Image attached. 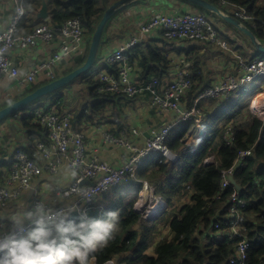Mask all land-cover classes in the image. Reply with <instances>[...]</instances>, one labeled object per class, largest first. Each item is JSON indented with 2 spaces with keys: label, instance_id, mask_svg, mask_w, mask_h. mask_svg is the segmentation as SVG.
Returning a JSON list of instances; mask_svg holds the SVG:
<instances>
[{
  "label": "built area",
  "instance_id": "1",
  "mask_svg": "<svg viewBox=\"0 0 264 264\" xmlns=\"http://www.w3.org/2000/svg\"><path fill=\"white\" fill-rule=\"evenodd\" d=\"M14 9L8 26L0 30V77L10 75L18 85L36 84L40 78L54 80L58 78V71L63 62L86 53L91 35L87 32L78 17L65 20L61 24L45 22L36 26L28 33L20 31V25L27 13V0H13ZM229 8L232 15L256 26L259 17L249 12L247 6L229 0H219ZM263 21V20H262ZM264 22V21H263ZM141 32L148 36L162 35L168 40L188 39L219 45L223 49H230L229 42L222 38L215 22L209 17L207 11H181L157 12L141 25ZM56 38L61 39L58 49L45 59L37 63L30 71L22 75L19 67L10 57V52L16 48L26 50L38 44H51ZM141 44L137 36L120 44L113 52L109 61L118 68V73L99 68L94 70L96 79L100 81L97 88L99 93L121 94L129 98H149L153 106L160 112L174 111L180 114L177 122L195 121V127L187 135L188 144L184 150H194L203 141V132H206L204 107L200 105L203 100L211 98L226 99L244 85L264 76V57L256 56L252 60L237 54L238 64L234 72L225 76L217 83L205 88L196 98L191 107H187L184 100L194 85L193 72L186 66V58H181L175 77L164 82L159 76L152 75L148 79L135 76V63L131 52ZM173 63H177L172 59ZM252 108L264 113V92L255 97ZM34 121L44 130L47 138L35 141V154L27 151L23 146H17L8 160L7 174L0 179V208L8 207L19 201L23 193L28 190L33 180L43 172L58 174L63 167L73 171L71 182L57 190V194L65 199L63 204H75L81 197L80 190L84 189L92 197L88 205L92 215H102L105 209L103 199L117 186L139 179V169L144 161L153 153H160L164 163H176L180 155L167 143L168 137L177 122L165 124L160 127H151L144 142H137L133 135L143 133L138 127L131 129V134L118 131L114 128H105L102 132V143L107 147H118L126 154L121 164H113L97 153L90 151L87 135L84 129H77L73 125V115L70 111H60L50 108L49 103L37 106L32 111ZM116 121L119 119L116 118ZM196 139H193L195 138ZM187 138V137H186ZM223 139L232 145L236 139V128L229 124L223 131ZM196 146H194V142ZM255 148L242 149L231 167L222 169L220 186L221 194L229 187L234 188L230 206L227 212L228 227L224 230L223 238L229 242H236L235 253L231 264H247L251 241L245 226L247 207L246 200L240 196V189L232 182L236 170L246 164L248 157L254 154ZM39 155L44 161L36 158ZM218 163L215 155L205 159V164ZM87 181V182H86ZM94 182V183H91ZM142 188L135 203V210L145 219L158 218L168 209L167 201L156 192V185L148 180H142ZM189 187V185H188ZM50 202L42 197H35L27 207L37 202ZM26 207V208H27ZM0 213V232L11 228V222ZM215 228L220 229L221 223ZM93 264H125L121 256L117 255L104 262L92 257Z\"/></svg>",
  "mask_w": 264,
  "mask_h": 264
},
{
  "label": "trees",
  "instance_id": "2",
  "mask_svg": "<svg viewBox=\"0 0 264 264\" xmlns=\"http://www.w3.org/2000/svg\"><path fill=\"white\" fill-rule=\"evenodd\" d=\"M28 1L26 2L27 11L30 10ZM115 1L47 0L52 23L61 24L69 18L78 17L91 36L105 10ZM210 1L219 6V0ZM229 1L247 6L249 12L260 18L257 20L256 26L250 23L246 24L264 42V4L258 5V0ZM201 11L205 10L201 8ZM42 23L44 21L39 20L36 26ZM103 43L104 41L102 46ZM251 45L253 46L252 43ZM253 48L256 53L247 57L248 60H252L256 56L264 57V53L258 52L254 46ZM89 49L90 43L85 54L74 58V65L67 73L84 64ZM136 50L132 53V59L135 55L141 54L143 65L146 68L142 79H148L151 72H155L161 78V73L155 68L162 63L167 65L169 58L157 48L149 49L148 52L142 49L138 50L139 52ZM100 59L101 54L96 65ZM95 69L78 77L88 83V95L94 101L91 105L85 104L76 113L73 121L94 119L97 113L110 105L121 110L122 100L131 99L121 94L99 93L97 88L100 81L93 80ZM108 70L118 73V68L115 65L108 66ZM77 79L13 112L0 120V124L8 118L22 113L24 114L22 120L30 131L34 129L42 131L43 129L38 123H33L32 111L34 108L50 101L52 104L50 108L55 107L63 111L65 95L62 92L71 88ZM258 79L253 81L255 91L252 95L264 91V79L260 84L257 82ZM50 81L52 80L35 84L23 95L4 102L0 109ZM245 86L224 100L211 98L200 103L205 108L204 119L207 129L203 141L196 149L184 150L188 144L186 137L195 127V121L177 122L170 132L167 143L180 155L179 161L166 164L162 161L164 159L162 154L153 153L139 169L140 180H134L127 184L138 188L135 195L138 197L143 185L142 180L149 179L157 183V194L168 203L166 211L172 210L168 219L165 220L171 236L155 242V235L158 233L157 222L163 216L157 218L151 226L143 223L142 215L134 208L135 198L130 195L127 186L121 184L111 191V196L108 194L109 197L106 195L104 198L110 199L104 210H113L118 214V219L115 222L116 227L107 245L99 248L92 254V257H96L99 262H104L120 255L125 264H231L236 242H229L223 238V235L224 230L228 227L226 215L234 188L229 186L221 196H217L222 180L221 170L228 169L233 165L240 150L254 147V154L247 158L245 165L236 170L234 178L240 186V196L247 202L245 226L251 241L247 264H264V113L253 109L250 102L247 101L251 94L246 92ZM203 90H199L197 86L193 85L187 94L185 105L191 107ZM209 107L214 108V111L210 112ZM229 124H233L236 128V139L232 145L226 144L223 139V131ZM43 132L44 139H46V131ZM211 155H215L218 160L217 164H205V159ZM168 169H170V174L166 175ZM183 198H188V200L180 206L177 205V202L182 201ZM217 223H221L220 229L215 228ZM152 245H154V249L153 253H150Z\"/></svg>",
  "mask_w": 264,
  "mask_h": 264
},
{
  "label": "crops",
  "instance_id": "3",
  "mask_svg": "<svg viewBox=\"0 0 264 264\" xmlns=\"http://www.w3.org/2000/svg\"><path fill=\"white\" fill-rule=\"evenodd\" d=\"M28 2H30V10L27 11L21 22L20 31L22 33H28L32 27L36 26L39 20H43L44 23L51 22L50 16L47 19L38 17L43 6V0H29ZM218 3L221 9L232 14L229 8L224 7L220 2ZM257 4L263 5L264 0H258ZM13 9V0H0V30L8 26ZM181 11L197 12L201 11V8L183 0H140L120 10L114 15L105 30L104 43L101 47V59L95 67L96 70L101 68L109 71L108 66H113L109 61L113 52L120 44L133 36H137L140 38L141 44L132 50L131 55L136 49H142L146 52L149 49H160L162 54L169 58L167 65L162 63L155 68L156 71L161 73V79L164 82H168L175 77L176 71L180 67L178 62L184 57L187 61L186 66L193 72L194 86L202 90L235 71L239 61L237 54H241L247 59V57L256 53L250 40L238 28L228 24L219 15H211L209 12L208 15L217 25L221 37L229 42L230 49H223L219 45L196 40H165L160 34L148 36L141 32V25L155 13ZM60 43L61 39L56 38L54 42L48 45L38 44L26 50L16 48L10 52V57L19 67L20 73L24 75L41 60L55 52ZM138 50L136 52H139ZM172 59L177 61V63H173ZM133 61L135 63V76L143 78L146 68L143 65L141 54L135 55ZM74 62V58L67 63L63 62L60 71H58V77L67 74V71L73 67ZM155 64L157 65V63ZM152 75L157 74L151 72L149 77ZM93 80H97L95 75ZM46 81V79L40 78L37 83ZM80 82L82 83L76 81L71 88L62 92L65 95L63 111H70L73 119L85 104L91 105L94 101L88 95L89 85L84 81ZM83 84H85V93L81 87ZM34 85H18L16 80L10 75L1 76L0 106L16 96L23 95ZM219 99L224 100L222 98ZM47 103H49V107L52 105L50 101ZM115 108L117 107L110 105L97 113L94 119L72 120V122L75 128L85 130L91 152L97 153L101 158L117 165L124 162L126 154L118 147L109 148L104 146L102 143V132L105 128L110 127L131 134V129L138 127L143 134L139 136L132 134V136L135 141L142 143L145 137H148L151 127H160L168 123L177 122L180 117V114L174 111L160 112L151 104L150 99L146 97L122 100L121 110ZM208 110L213 112L214 108ZM23 116L24 114L20 113L0 124V179H4L7 174L8 160L15 147L23 146L27 151L32 152L33 155L37 151L35 149V141L39 138H45L43 135L44 129L42 128V131H36V129L30 131L22 120ZM116 118L119 121H116ZM33 123L37 122L33 121ZM196 143L195 141L194 146H196ZM36 158L44 161L38 154ZM73 175V171L67 167H63L58 174L43 172L33 180L30 188L23 193L19 201L10 204L8 207L0 208V213L4 214L5 217L10 216L18 207L26 208L27 204L37 196L44 198L52 205L64 203L65 199L58 196L57 190L60 187L67 186L71 182ZM167 228L169 230V227Z\"/></svg>",
  "mask_w": 264,
  "mask_h": 264
},
{
  "label": "clouds",
  "instance_id": "4",
  "mask_svg": "<svg viewBox=\"0 0 264 264\" xmlns=\"http://www.w3.org/2000/svg\"><path fill=\"white\" fill-rule=\"evenodd\" d=\"M75 204L51 206L44 201L18 207L0 232V264H93L92 254L107 245L118 219L104 210L92 215V197L81 189Z\"/></svg>",
  "mask_w": 264,
  "mask_h": 264
},
{
  "label": "water",
  "instance_id": "5",
  "mask_svg": "<svg viewBox=\"0 0 264 264\" xmlns=\"http://www.w3.org/2000/svg\"><path fill=\"white\" fill-rule=\"evenodd\" d=\"M136 1L138 0H116L114 3H112L105 10L94 33L91 36L90 49H89V53H88L87 59L84 62V64L74 69L73 71L42 85L41 87L37 88L33 92L28 93L22 98L0 109V120L4 119L5 117L12 114L13 112H16L19 109L27 106L28 104L41 98L42 96L47 95L53 91H56L66 86L67 84L75 80L76 78L80 77L83 73L88 72V71H93V69L96 67L95 65L98 61V58L101 54L102 42H103L106 27L108 26L109 22L114 17V15L117 14L120 10H122L123 8L127 7L128 5ZM183 1L192 3L204 9L207 12H213L219 15L228 24L238 28L250 40V42L253 44V46L256 48L258 52L264 53V42L256 35V33L247 24H244L240 19H238L234 15L221 9L219 6L212 3L210 0H183ZM49 16H50V13H49V8H48V3L46 0H43V6L38 14V17L42 19H47L49 18ZM202 134L204 136L205 132H203ZM187 138L189 137L187 136ZM231 180L236 185V187L239 189L240 186L237 184L234 176H231ZM91 183H94V182H91Z\"/></svg>",
  "mask_w": 264,
  "mask_h": 264
},
{
  "label": "rangeland",
  "instance_id": "6",
  "mask_svg": "<svg viewBox=\"0 0 264 264\" xmlns=\"http://www.w3.org/2000/svg\"><path fill=\"white\" fill-rule=\"evenodd\" d=\"M138 1H140V0H138ZM211 13V15H215L216 16V14H214L213 12H209V14ZM246 23H248V22H246ZM249 24V23H248ZM77 79V78H76ZM264 79V76L263 77H261L260 79H258V83L260 84V82L262 81ZM77 81L79 82V83H82V82H80V81H82V79H77ZM86 84H88V83H86ZM82 88H83V92L85 93V84H83L82 86H81ZM245 88V90H246V92H248L249 94H251L248 98H247V101H249L250 102V105L252 104V102H253V100L255 99V97H257L258 95H260L262 92H264V91H261V92H256L255 94H253L252 95V93H254V91H255V85H254V82H249V83H247L246 84V86L244 87ZM236 92H238V91H236ZM253 96V97H252ZM246 113H247V110H246ZM193 139H196V137L195 138H193ZM169 170L170 169H168V171H167V174L166 175H169L170 174V172H169ZM148 181H151V180H149V179H147ZM152 183H154L156 186H157V183L156 182H154V181H151ZM128 183H125V184H123V185H126L127 186V189H129L130 190V195L132 196V197H134L135 198V203H136V201L138 200V197H135V195L137 194V191H138V188L137 187H131V186H129V185H127ZM140 194V193H139ZM109 195L111 196V192L109 193ZM109 195H108V197H109ZM188 200V198L187 199H185V198H183V200L182 201H180V202H177V205H182V204H184L186 201ZM103 202H105V205H107L109 202H110V199H103ZM134 208H135V206H134ZM168 210V209H167ZM169 210H171V209H169ZM172 211V210H171ZM170 211V212H171ZM170 212H165V213H163V214H161L159 217H161V216H163L160 220H159V222H157V226H158V233L155 235V242L156 241H159V239H162V238H164V237H167V236H171V232L168 230V226H167V224H166V222L167 221H165L166 219H168V216H169V213ZM158 217V218H159ZM157 218L155 217V218H150V219H145L144 217H142V221H143V223H146L147 225H149V226H151V225H153L156 221ZM141 221V222H142ZM153 249H154V245H152L151 246V248H150V253H153Z\"/></svg>",
  "mask_w": 264,
  "mask_h": 264
}]
</instances>
